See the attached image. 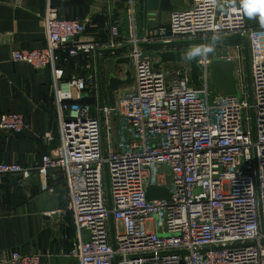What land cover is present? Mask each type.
Here are the masks:
<instances>
[{"label": "built area", "instance_id": "1", "mask_svg": "<svg viewBox=\"0 0 264 264\" xmlns=\"http://www.w3.org/2000/svg\"><path fill=\"white\" fill-rule=\"evenodd\" d=\"M138 7V0L128 1L130 36L123 42L131 46L128 92L115 95L113 106L98 107L94 116L93 108L82 104L83 94L96 88L94 76L73 77L56 87L60 142L38 171L50 192L47 174L64 175L77 231L70 257L76 264H264V28L249 27L239 5L194 0L191 8L173 12L168 26L141 39ZM45 23L47 46L15 51L12 61L43 70L54 67L60 53L76 58L99 49L97 42L83 40L84 21L64 19L49 6ZM235 34L249 40L256 139L247 116L251 106L242 45L212 47L201 55L199 87L192 84L188 62L169 71L155 69L138 47ZM120 37L116 23L108 48L119 47ZM216 49L230 50L240 97L214 98L208 68ZM0 129L23 135L30 127L23 115L3 114ZM44 139L53 140L50 134ZM8 175L29 179L32 170L1 163L0 179ZM151 187L168 189L170 199L149 200ZM5 264L44 262L40 254L14 252Z\"/></svg>", "mask_w": 264, "mask_h": 264}, {"label": "crops", "instance_id": "2", "mask_svg": "<svg viewBox=\"0 0 264 264\" xmlns=\"http://www.w3.org/2000/svg\"><path fill=\"white\" fill-rule=\"evenodd\" d=\"M128 1L0 0V116L23 115L30 127L23 135L0 129V164H16L32 170L29 179L21 175H8L0 179V264H5L14 252L40 254L44 264H76L70 252L77 241V231L68 209L70 193L64 175L58 170L47 174L48 187L54 189V192H50L44 189L38 168L43 157L56 149L60 142L61 120L56 103V87L73 77L92 75L96 88L83 94L82 104L90 105L94 116H97L100 106L95 53L69 58L63 52L59 54L54 67L43 70L12 61V53L47 46L45 16L49 6L56 8L64 19L86 22L87 32L83 40L97 42L99 49H109L110 29L118 23L121 45L117 48H122L126 46L123 42L130 36ZM138 1V35L141 39L151 38L158 30V20L146 17V0ZM193 1L174 3L171 11L163 14L161 27L169 25L173 12L191 8ZM220 2L222 6L235 4L243 8L241 0ZM256 2L249 0V4ZM243 10L249 27L264 28L259 22L260 17L254 15L250 18ZM236 44L242 45L244 50L242 42L209 46L224 48ZM107 59V56H101V71L105 74ZM184 65L167 64L161 69L169 71ZM126 69L125 66L116 67V75L125 78ZM130 87L120 89L115 95L128 92ZM103 105L109 106L106 91ZM47 134L51 135L52 141L44 139Z\"/></svg>", "mask_w": 264, "mask_h": 264}, {"label": "water", "instance_id": "3", "mask_svg": "<svg viewBox=\"0 0 264 264\" xmlns=\"http://www.w3.org/2000/svg\"><path fill=\"white\" fill-rule=\"evenodd\" d=\"M182 0H146L145 14L146 17L157 18L158 28L160 22H162L163 14L168 13L172 9L174 3L181 2ZM155 20V19H154ZM242 42L244 46V56H245V68H246V79H247V89H248V99L250 103L251 111V121L253 137L256 139L255 133V111L254 105V93H253V80L251 72V55H250V45L249 40L246 36L241 34H235L228 37L218 38L213 42V39H188L180 40L170 43L165 42H154V43H140L139 48L143 51V57L149 58L154 63L155 69H160L162 66L167 64H180L183 62H188L191 69V79L192 84L196 87L201 85L199 80V74L201 68L199 66L198 56L195 59H188L187 53L189 51H194L196 48H201L204 45H214V44H232ZM131 46L126 45L122 48H110V49H98L95 52L97 61V76H98V93L100 98V108L103 105V95L106 91L108 98V105L113 106V100L115 93L124 87L132 86L133 77L131 72V58L130 54ZM124 54V55H123ZM123 55L117 58V56ZM230 50L229 49H216L208 71L211 74V83L213 87L221 92L225 97H240L239 90V80L236 75V64L233 60L229 59ZM101 56H107L106 61L107 73H102V62ZM115 57V58H114ZM125 66V78L116 75L115 68ZM101 121H104V116H101ZM104 178L106 185L107 202L109 209L113 208V200L111 193V183L109 167L105 165L104 167ZM147 198L149 200H169L170 192L166 188L162 187H151L148 189ZM110 229L111 238L114 249L117 248L116 244V225L114 216H110ZM120 259L118 258L117 261Z\"/></svg>", "mask_w": 264, "mask_h": 264}, {"label": "clouds", "instance_id": "4", "mask_svg": "<svg viewBox=\"0 0 264 264\" xmlns=\"http://www.w3.org/2000/svg\"><path fill=\"white\" fill-rule=\"evenodd\" d=\"M214 2V0H213ZM241 4L246 11V14L251 18L257 13H259L260 19L259 22L261 26H264V5L259 3L257 0L254 4H249V0H241ZM213 42L218 39V37H213ZM213 48L211 46L203 47V48H196L194 51H189L186 55L188 59H195L201 55H207L208 53L212 52Z\"/></svg>", "mask_w": 264, "mask_h": 264}, {"label": "rangeland", "instance_id": "5", "mask_svg": "<svg viewBox=\"0 0 264 264\" xmlns=\"http://www.w3.org/2000/svg\"><path fill=\"white\" fill-rule=\"evenodd\" d=\"M131 70L133 72V68ZM246 89H247V82H246ZM221 94H222L221 92H219L218 90L215 89V91H214V98H220L221 97ZM247 116L250 117V125L252 126L251 111L250 110L247 112Z\"/></svg>", "mask_w": 264, "mask_h": 264}, {"label": "snow or ice", "instance_id": "6", "mask_svg": "<svg viewBox=\"0 0 264 264\" xmlns=\"http://www.w3.org/2000/svg\"><path fill=\"white\" fill-rule=\"evenodd\" d=\"M259 3L264 5V0H259Z\"/></svg>", "mask_w": 264, "mask_h": 264}]
</instances>
